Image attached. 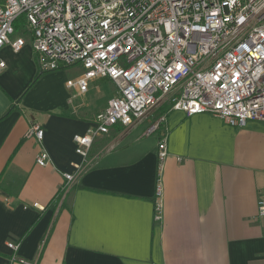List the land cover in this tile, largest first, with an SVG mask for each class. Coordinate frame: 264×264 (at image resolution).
Segmentation results:
<instances>
[{
  "label": "crops",
  "instance_id": "obj_1",
  "mask_svg": "<svg viewBox=\"0 0 264 264\" xmlns=\"http://www.w3.org/2000/svg\"><path fill=\"white\" fill-rule=\"evenodd\" d=\"M25 39L17 52L0 48V117L11 108L0 119V264H264L257 206L264 200V122L235 127L164 102L139 125L97 137L92 148L105 140L91 150L98 156L78 171L73 138L111 97L98 107L86 95L95 81L114 85L96 78L80 94L65 82L67 97L58 101L50 78L62 67L28 88L40 70ZM33 122L43 129L41 142L26 135ZM162 138L167 153L159 161ZM42 148L45 166L36 162ZM64 173L77 177L61 198ZM157 182L162 207L154 220ZM9 241L19 244L17 260Z\"/></svg>",
  "mask_w": 264,
  "mask_h": 264
},
{
  "label": "built area",
  "instance_id": "obj_2",
  "mask_svg": "<svg viewBox=\"0 0 264 264\" xmlns=\"http://www.w3.org/2000/svg\"><path fill=\"white\" fill-rule=\"evenodd\" d=\"M20 15H25L28 32L15 35L13 25ZM26 35L41 72L80 66V75L66 80L80 94L96 78L114 85L115 93L95 114L94 123L73 138L81 157L78 171L98 156L90 153L97 137L139 125L164 102L187 115H217L235 127L249 120L264 122V0H4L0 48L8 44L17 52ZM163 119L146 126L142 135L154 133ZM43 133L33 122L26 135L41 142ZM166 153L162 138L159 161ZM49 161L48 152L40 149L37 164ZM76 177L64 173L61 193ZM257 206L264 216V200ZM161 207L157 182L154 220L160 218ZM7 245L11 260H17L19 244Z\"/></svg>",
  "mask_w": 264,
  "mask_h": 264
},
{
  "label": "rangeland",
  "instance_id": "obj_3",
  "mask_svg": "<svg viewBox=\"0 0 264 264\" xmlns=\"http://www.w3.org/2000/svg\"><path fill=\"white\" fill-rule=\"evenodd\" d=\"M4 0H0V3H3ZM14 34H26L27 31V22L25 19V15H20L15 21H14ZM81 73V69L80 66H67L64 67L58 71H55L54 75L50 78L51 82L53 85H55V87L58 90V94L56 96V99L58 101H61L63 99H65L67 97V95H65V92L63 90V88L65 87V82L67 79H72V78H76L80 75ZM108 81L106 80H100V81H95L92 89L90 90V92L86 95L89 96L91 100H96L97 104L99 103L98 107L101 106L105 100L112 96L114 94V87L112 86L111 83H107ZM157 111H154L152 114V116L154 117L156 115ZM152 117V118H153ZM151 119V116L149 117ZM147 121V120H146ZM148 122V121H147ZM105 141V140H101L99 139L97 141V145L95 147H93L91 150L94 153L97 150V147L101 146V143ZM91 153V151H90ZM66 195V193L64 194V196ZM63 193L61 198L64 197Z\"/></svg>",
  "mask_w": 264,
  "mask_h": 264
},
{
  "label": "trees",
  "instance_id": "obj_4",
  "mask_svg": "<svg viewBox=\"0 0 264 264\" xmlns=\"http://www.w3.org/2000/svg\"><path fill=\"white\" fill-rule=\"evenodd\" d=\"M42 73H45V72H41V71H38V73L34 76L33 80L30 82V84L28 85V88H30L35 82L36 80L41 76ZM11 111V108H9L1 117H4L6 116L9 112ZM62 190H59L58 194H61ZM34 223V222H33Z\"/></svg>",
  "mask_w": 264,
  "mask_h": 264
}]
</instances>
